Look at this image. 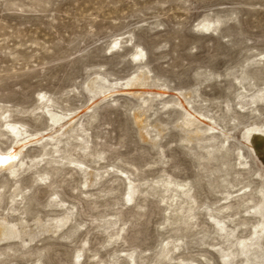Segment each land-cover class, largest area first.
I'll use <instances>...</instances> for the list:
<instances>
[{
    "label": "rangeland",
    "instance_id": "1",
    "mask_svg": "<svg viewBox=\"0 0 264 264\" xmlns=\"http://www.w3.org/2000/svg\"><path fill=\"white\" fill-rule=\"evenodd\" d=\"M10 155L0 264H264V0H0Z\"/></svg>",
    "mask_w": 264,
    "mask_h": 264
},
{
    "label": "bare ground",
    "instance_id": "2",
    "mask_svg": "<svg viewBox=\"0 0 264 264\" xmlns=\"http://www.w3.org/2000/svg\"><path fill=\"white\" fill-rule=\"evenodd\" d=\"M51 119L55 122V123H57V122H60V121H62L63 119H61V117H59L58 115H52V117H51ZM63 122V121H62ZM61 123V122H60ZM56 125H59V123L58 124H56ZM12 129H13V131L15 132V134H16V136H19V137H21L22 135H24L25 133H23L22 134V132L20 133V130H17L15 127H12ZM15 136V137H16ZM16 153H18V152H16ZM15 153V154H16ZM19 153H20V151H19ZM18 153V154H19ZM4 157H6V156H4ZM9 159H8V161H10L11 159H13L15 156L14 155H10V156H7ZM1 165V164H0ZM132 190V189H131ZM134 191V190H133ZM9 225V224H8ZM7 224L5 225V224H0V242L1 241H4V240H7V239H9V237H14V232H13V228H11V226L9 227ZM260 233V232H259ZM169 244V243H168ZM246 248V247H245ZM167 249V251H166V253H164V254H167L168 253V249L169 248H166Z\"/></svg>",
    "mask_w": 264,
    "mask_h": 264
},
{
    "label": "snow or ice",
    "instance_id": "3",
    "mask_svg": "<svg viewBox=\"0 0 264 264\" xmlns=\"http://www.w3.org/2000/svg\"><path fill=\"white\" fill-rule=\"evenodd\" d=\"M8 157H3V156H0V164H5L8 162Z\"/></svg>",
    "mask_w": 264,
    "mask_h": 264
}]
</instances>
